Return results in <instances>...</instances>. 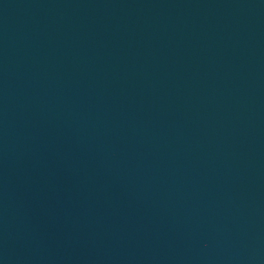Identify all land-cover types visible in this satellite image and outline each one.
I'll list each match as a JSON object with an SVG mask.
<instances>
[{"label": "water", "instance_id": "95a60500", "mask_svg": "<svg viewBox=\"0 0 264 264\" xmlns=\"http://www.w3.org/2000/svg\"><path fill=\"white\" fill-rule=\"evenodd\" d=\"M0 264H264V0H0Z\"/></svg>", "mask_w": 264, "mask_h": 264}]
</instances>
